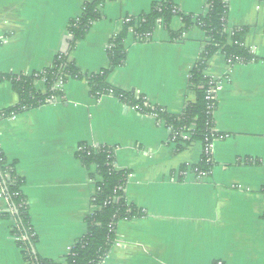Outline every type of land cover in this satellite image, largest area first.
<instances>
[{
    "label": "crops",
    "instance_id": "crops-1",
    "mask_svg": "<svg viewBox=\"0 0 264 264\" xmlns=\"http://www.w3.org/2000/svg\"><path fill=\"white\" fill-rule=\"evenodd\" d=\"M91 0H0V74H32L49 67L69 47V23ZM170 1L183 14L203 15L207 0H108L101 18L76 42L69 61L85 75L107 68V49L123 19ZM226 31L245 28L244 46L255 59L227 63L215 53L204 74L215 94L212 167L199 177L202 142L190 135L171 141L163 121L132 109L115 96L94 97L86 80L68 78L53 102L0 119V149L24 179L35 252L61 262L86 233L95 193V168L76 158L81 144L112 147L114 167L128 171L124 195L142 213L120 220L100 264H264V0H227ZM173 16L170 29L183 27ZM206 35L194 25L172 38L156 26L147 39L128 33L125 62L108 83L168 113L194 102L189 75ZM35 89L46 92L44 81ZM11 82H0V111L18 104ZM0 195V264H26L11 235L14 220Z\"/></svg>",
    "mask_w": 264,
    "mask_h": 264
},
{
    "label": "trees",
    "instance_id": "trees-1",
    "mask_svg": "<svg viewBox=\"0 0 264 264\" xmlns=\"http://www.w3.org/2000/svg\"><path fill=\"white\" fill-rule=\"evenodd\" d=\"M108 0H91L83 5V12L77 19L71 20L68 31L70 34L68 51L59 53L52 64L40 72L32 74H0V82L7 80L11 82L19 101L13 107L0 111V115L10 116L25 110L38 107L46 102L50 96H61L62 92L55 86L59 80L65 82L68 78L84 79L89 85L90 93L94 97L101 95H112L129 106L140 104V100L134 97L133 93H125L112 87L107 79L114 69L122 66L126 58L124 40L131 29L137 34L145 35L153 32L157 26L156 21L160 19L162 26L167 29L172 38L185 33L194 25L198 26L206 35L205 47L200 60L190 72L188 83L189 89L194 93V102L187 103L178 115L170 114L165 109L156 108L155 111L141 108L140 113H156L157 120L163 121L180 140L181 132L188 131L191 141L203 142L211 135H222L214 127L213 114L216 108L215 98L207 101V91L215 85L216 81L204 74L207 63L217 52H222L226 60L232 63H247L255 59L253 53L244 46L245 28L234 29L227 33V17L229 7L227 0H207L208 10L203 15L183 14L179 11L173 12L176 8L170 1L153 2L146 13H142L135 21L124 23L122 29L113 35L107 49L108 66L99 73L85 75L77 69L75 64L69 61V53L74 49L77 41L83 39L90 26L101 18L98 6ZM180 16L183 27L178 32L170 29L173 16ZM38 80L44 81L46 92L40 93L34 87ZM208 106L213 107L208 109ZM193 127V128H191ZM76 158L88 170L95 168L90 176L95 180V193L92 204L97 210L89 213L86 217L87 229L85 235L74 244L71 253L65 256L64 264H100L106 257L110 246L115 238L116 224L120 220L133 219L142 215L141 211L132 203L127 202L124 190L128 180V171H117L114 167V149L102 146L94 152L85 145H80ZM212 161L202 157L197 165L202 172L209 173ZM0 183L4 188V196L8 202L11 213L4 211L1 216L5 219L14 220L11 227V235L18 238L26 236L25 241H16L21 249L23 259L34 264H62L48 259L41 258L35 252L37 236L33 233L28 205L25 195L22 193L24 179L17 174L14 164H9L0 149ZM214 264H217L215 262Z\"/></svg>",
    "mask_w": 264,
    "mask_h": 264
},
{
    "label": "built area",
    "instance_id": "built-area-1",
    "mask_svg": "<svg viewBox=\"0 0 264 264\" xmlns=\"http://www.w3.org/2000/svg\"><path fill=\"white\" fill-rule=\"evenodd\" d=\"M176 11H178V10H177L176 8H174L173 12H176ZM134 19H135V21H137L138 18H134ZM130 20H131V17H126V18L123 19L122 23H127V22H129ZM156 23H157L158 26H161V25H162V21H161L160 19H158V20L156 21ZM129 33H131V34L135 37V39L138 40V41H141V40H143V39H147V38L149 37V34L140 35V34H137L133 29H131V30L129 31ZM69 35H70V34H69ZM108 48H110V44H109ZM226 61H227V63H229V64L232 63L230 60H226ZM63 84H64V82H63L62 80H59V81L57 82V84H56L55 87H56L57 89H60V90H61ZM219 88H220V87L218 86V84H217V82H216L215 85H213L212 87H210V88L208 89V91H207V95H206L205 99H206L207 101H210V100L214 99L215 94H216V91H218ZM101 96H102V95H101ZM111 96H112V95H111ZM57 97H58V96H50L49 98L46 99V102H53V101H55V100L57 99ZM99 97H100V96H99ZM134 97H135V96H134ZM116 98H117V97H116ZM135 98L138 99V100H140V104L130 105V107H131L132 109L136 110V111H139V112H140V109H141V108L150 109V110H152V111H155L156 108H159V107H153V106L149 105V104H148V103H147L142 97H135ZM117 99H119V98H117ZM159 109H161V108H159ZM208 109H212V110H213V107L208 106ZM145 114H148V113H145ZM14 115H15V114H11L10 116H3V115L1 114V115H0V119H1V118H9V119H11V118L14 117ZM148 115H151V116H153V117H155V118L157 119V114H156V113H151V114H148ZM168 128H169V127H168ZM191 128H193V127H191ZM169 130H170V128H169ZM170 133H172L171 130H170ZM187 135H188V131H185V132H181V133H180V136H181L182 138L186 137ZM170 137H171V141H173V142H177V140H176V136H175V135L170 136ZM224 137H225L224 135H217V136H214V135L212 134V135H211V139L206 138V139L202 142V154H201V159H202V157L204 156V157L207 158L208 161H212L213 143H214L215 140H217V139H223ZM89 148H90V150H92V151H94V152H96V151L99 149V147H89ZM79 150H80V147L78 148L77 151H79ZM201 159H200V160H201ZM193 171H194V173H196L199 177L204 176V175L207 174L206 172H202V171H200V170H199L198 168H196V167L193 168ZM99 180H100V178H99ZM0 195L4 196V188L2 187L1 183H0ZM4 197H5V196H4ZM97 209H98L97 206H95V205L92 204V206H91V210H90V213L96 211ZM8 211H10L11 213H13L11 208H8ZM14 240H15V241H18V240H19V241H25V240H26V236L21 235V236H19L18 238H14ZM73 246H74V245H73ZM73 246L71 247V249H69L68 254L71 253V250H72ZM68 254H67V255H68ZM64 261H65V258L63 259V261H61L62 264H64ZM25 263H26V264H34L33 262L31 263V262H29V261H25ZM217 264H222V263L218 261Z\"/></svg>",
    "mask_w": 264,
    "mask_h": 264
}]
</instances>
